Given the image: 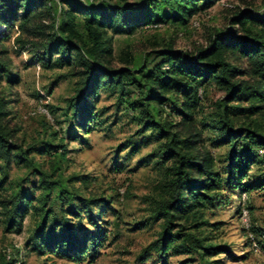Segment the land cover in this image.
Masks as SVG:
<instances>
[{
    "label": "rangeland",
    "instance_id": "obj_1",
    "mask_svg": "<svg viewBox=\"0 0 264 264\" xmlns=\"http://www.w3.org/2000/svg\"><path fill=\"white\" fill-rule=\"evenodd\" d=\"M77 1L97 5L134 4L141 0ZM51 4L34 23L48 32L47 26L53 21L57 23L65 2L52 0ZM199 5L191 16L152 22L136 28L131 34L109 31L113 49L110 68L151 67L161 60L160 53L165 50L192 56L208 45L214 31L237 30L239 26L232 23V19L239 13H260L264 0H213L207 6ZM18 38L39 41L30 32L21 31L18 23L9 36L0 41V57L8 62L16 77L14 83L7 78L0 80V97L6 101L9 112L5 122L12 132V142L22 150L30 146L38 148L45 142L63 145L65 150L61 157L60 148L52 155L32 149L28 154L32 165L17 162L13 153L9 160L0 153V181L5 180L0 197H9L18 191L39 195L43 173L53 183L48 205L53 206L55 216L62 219V214L68 215L76 234L100 229L106 237L93 260L86 254L75 261L32 248L38 213L30 212L17 230L7 227L0 211V261L5 257L12 259L13 264H210L211 260L216 261L214 264H264V185L250 190L244 187L262 178L264 165L259 162L240 181V187L223 190L220 205L204 212L210 226L201 230V236L209 237L214 245H227V253L203 261L196 252L179 255L169 252L162 262L151 251L145 260L139 259L142 250L157 238L162 220H148L144 227H135L151 216L154 201L160 196L164 171L170 165L158 161L157 148L162 141L156 139L155 130L143 128L140 113L129 107L130 100L145 93L141 94L134 85H125L122 91L100 87L89 121L73 116L68 100L81 86L83 68L77 63L47 68L32 58L33 50L28 43L23 47L18 44L21 42L17 43ZM229 60L238 67L246 65L237 55H230ZM238 79L251 78L243 74ZM201 90L194 114L195 125L200 130L203 150L212 154L215 169L224 173L228 145L221 142L214 119L218 117L216 101L225 91L214 81L205 83ZM165 109V119H179L170 115L173 107ZM251 119L264 127V114ZM263 156L258 160H263ZM66 197H72L75 205H81L82 200H102L91 203L88 210L82 208L79 215H70L66 211L68 204L63 202ZM252 226L258 229L256 234Z\"/></svg>",
    "mask_w": 264,
    "mask_h": 264
},
{
    "label": "trees",
    "instance_id": "obj_2",
    "mask_svg": "<svg viewBox=\"0 0 264 264\" xmlns=\"http://www.w3.org/2000/svg\"><path fill=\"white\" fill-rule=\"evenodd\" d=\"M61 1L65 5H61L57 23L53 21L47 26L48 32L34 23L51 7L52 0H0V41L6 39L18 23L21 31L30 32L39 41L18 38L17 43L21 42L18 44L22 47L28 43L33 50L32 58L43 66L62 68L74 63L81 66V86L69 98L68 108L73 116H81L85 121L93 114L100 87L122 91L125 85H134L141 94L145 93L130 100L129 107L138 110L143 128L155 130L156 139L162 141L157 148L158 161L170 165L164 171L160 196L154 201L151 216L135 227H144L148 220H162L157 238L142 250L139 259L145 260L151 251L162 262L169 252L171 255L196 252L203 261L227 253V245L210 243L209 237L201 236V230L210 226L204 212L220 205L222 191L240 187V181L255 163L264 165V156L263 160H258L264 155V127L251 119L264 114V9L256 14L239 13L232 19V23L239 26L237 30L214 31L208 45L192 56L165 50L160 53L161 60L151 67L112 69L109 66L113 58L109 31L131 34L136 28L152 22L182 19L185 15H193L199 3L207 6L213 0H141L134 4L97 5L77 0ZM230 55L243 58L246 65H233ZM243 74L251 79H238ZM2 78L11 83L16 81L8 62L0 57V80ZM209 81L225 91L216 101L218 117L214 119L221 142L228 145L224 173L215 169L212 154L203 150L200 130L194 120L201 88ZM151 103L156 106L152 107ZM168 106L174 108L170 115L178 117L177 121L173 117H163ZM8 114L6 101L0 97V153L8 160L13 153L17 162L32 165L28 154L36 147L22 150L12 142V132L5 122ZM58 146L45 142L36 150L52 155L60 148L58 154L64 157L63 145ZM41 174L39 195L18 191L9 197H0V211L7 227L19 230L30 212L38 213L39 221L32 236L34 250L75 261L87 254L93 260L106 233L97 229L76 234L68 215L57 218L53 206L48 205L53 183ZM4 181H0V192ZM263 185L264 173L261 179L244 187L250 190ZM66 198L63 202L68 204L66 211L70 215H79L82 208L88 210L91 203L102 200H82L81 205H75L72 197ZM89 220L95 224L92 218ZM251 229L255 234L258 231L253 226ZM208 262L214 264L216 261ZM0 264H13V260L3 257Z\"/></svg>",
    "mask_w": 264,
    "mask_h": 264
}]
</instances>
